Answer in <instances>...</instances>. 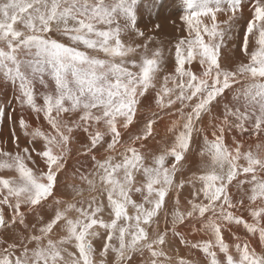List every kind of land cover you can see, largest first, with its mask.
Wrapping results in <instances>:
<instances>
[{
    "label": "snow or ice",
    "instance_id": "snow-or-ice-1",
    "mask_svg": "<svg viewBox=\"0 0 264 264\" xmlns=\"http://www.w3.org/2000/svg\"><path fill=\"white\" fill-rule=\"evenodd\" d=\"M175 2L0 0V264H264V0Z\"/></svg>",
    "mask_w": 264,
    "mask_h": 264
},
{
    "label": "bare ground",
    "instance_id": "bare-ground-1",
    "mask_svg": "<svg viewBox=\"0 0 264 264\" xmlns=\"http://www.w3.org/2000/svg\"><path fill=\"white\" fill-rule=\"evenodd\" d=\"M157 1L158 0H155V2H157ZM167 14H168V12L167 13L164 12V15H166V17H165L161 13H159V15H157L156 13H154L152 11V15H151V17H149V15L146 12V14H145V16H144V18H143V20L141 22V27H143L145 24H147L149 28L153 27V26L150 27V25H149L150 21H154V24H160L161 25L160 29L157 32L153 33V35L155 36V38L157 39L158 42L164 43L165 45L167 44V42L169 40H172L173 44L175 43V39L174 38L177 36V32H176V27L172 24V21L175 20L177 22V25L180 24V21L176 20V17H175V15L173 13H171V14L169 13L168 17H167ZM229 51L230 50H228L227 52L229 53ZM239 54L240 53H238L236 55V57L240 56ZM147 103L148 102L146 101L145 102V107H147ZM153 110H155V109L153 108ZM44 130L50 131V129H44ZM17 131H18L19 134H21L20 135V137H21L23 135V133L19 132V130H17ZM157 131L159 132L160 137L167 138L166 129H165V125L164 124L158 125ZM25 139L26 138H21L20 139L19 143L21 144V147L24 146ZM158 139H159V137H158ZM2 140L5 141V140H7V138L0 139V150H3V151L15 150V144H10L8 141H7V143H3ZM249 142L252 143L253 146H254L255 139L253 138ZM73 156H75L74 152H73ZM197 161H198V158H197ZM70 164H71V160H70ZM70 171H71V168H70ZM2 173H4V174H2ZM7 173H9L7 170H0V175H10L11 174V173L7 174ZM65 179H66V182H68V183H77V184L79 183L78 178L73 180V178L71 176H67ZM86 194L87 193H85V195ZM187 196H188V189L185 188L184 191H183V195L180 197V199H181V207L182 208H183V205H184V199ZM161 227L162 228L164 227L163 222H161ZM201 236H202V234L192 233V234H190L188 236V238L190 240H192L193 242H195L196 240H199L201 238ZM176 243H177V252H178L177 259H179V258L192 259L194 255L196 257H200L201 254H202V252L200 250H193V251L189 252L184 245L179 243L178 240H177Z\"/></svg>",
    "mask_w": 264,
    "mask_h": 264
},
{
    "label": "rangeland",
    "instance_id": "rangeland-1",
    "mask_svg": "<svg viewBox=\"0 0 264 264\" xmlns=\"http://www.w3.org/2000/svg\"><path fill=\"white\" fill-rule=\"evenodd\" d=\"M156 5H157V7L152 10L154 13H157V12L161 13L165 17H166V15H164V12H166V13L168 12L167 17L169 15V13L170 14L173 13L175 15V17H176V20H179L177 13L174 11L175 8L177 7V4H176L175 0H166V1L165 0H158L156 2ZM149 25H150V27L153 26L154 25V21H150ZM238 53H239L238 51L233 53V51L230 50L229 53L226 52L225 55L228 56V57L234 58V59H238L240 57V56L236 57V55ZM36 87H37V89L41 88V86L39 84H37ZM4 101H7L8 105H10L11 107H16V104H15V102L12 99V89L9 87L8 84H0V106H4ZM0 126H2V128H3L2 136L3 137L5 136L4 138H7V141L10 144H13L11 142V138L9 136V128L11 127V124L6 119L0 118ZM18 135H19L20 139L21 138H25L23 135L20 137L21 134H19V133H18ZM20 139H19V142H20ZM2 142L5 143L4 140H2ZM2 174H4V173H2ZM7 174H10V173H7ZM244 215H245L246 218L251 220V217H250V215L247 212H245ZM233 230L236 232L237 235H239L241 237L242 240L244 238H246V237L248 239H250L252 241L253 245L257 248V251H259L261 246H260V244L258 242V238H252L251 234L247 233L246 230L242 226L236 227ZM226 239L228 240V242L234 243V240L231 237H228L227 233H226Z\"/></svg>",
    "mask_w": 264,
    "mask_h": 264
}]
</instances>
